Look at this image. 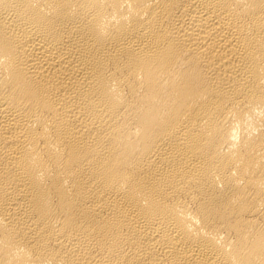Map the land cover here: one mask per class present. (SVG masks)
Instances as JSON below:
<instances>
[{
    "label": "bare ground",
    "instance_id": "obj_1",
    "mask_svg": "<svg viewBox=\"0 0 264 264\" xmlns=\"http://www.w3.org/2000/svg\"><path fill=\"white\" fill-rule=\"evenodd\" d=\"M0 264H264V0H0Z\"/></svg>",
    "mask_w": 264,
    "mask_h": 264
}]
</instances>
